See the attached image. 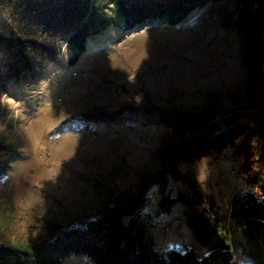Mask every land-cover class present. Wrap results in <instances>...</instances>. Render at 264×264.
I'll use <instances>...</instances> for the list:
<instances>
[{
	"label": "rangeland",
	"instance_id": "obj_1",
	"mask_svg": "<svg viewBox=\"0 0 264 264\" xmlns=\"http://www.w3.org/2000/svg\"><path fill=\"white\" fill-rule=\"evenodd\" d=\"M239 1L197 8L177 24L157 19L135 30L114 25L89 39L76 65H68L70 54L63 43L56 61L9 82L0 142L18 156L0 178V244L31 245L47 235L51 223L67 228L95 219L117 196L135 190L143 172L154 169L153 153L163 128L87 125L77 115L112 113L145 99L164 108L195 109L213 93L228 107L230 91L246 90L250 74L241 41L235 30L224 27L219 12L227 7L236 13ZM8 24V18H0L3 29ZM252 125L264 130L261 120ZM228 156L230 150L213 152L195 165H180L205 204L213 202L224 219L233 198L249 187L238 175V162ZM155 209L153 199L146 210ZM155 221L158 225L148 233L154 250L187 245L199 259L208 254L194 240L181 205ZM63 264L89 263L79 256Z\"/></svg>",
	"mask_w": 264,
	"mask_h": 264
},
{
	"label": "trees",
	"instance_id": "obj_2",
	"mask_svg": "<svg viewBox=\"0 0 264 264\" xmlns=\"http://www.w3.org/2000/svg\"><path fill=\"white\" fill-rule=\"evenodd\" d=\"M225 1L0 0V18L9 21L6 30L0 25V115L9 82L26 73L35 75L54 62L63 43L70 54L68 65L73 66L87 52L89 39L114 25L135 30L157 19L177 24L197 8ZM237 10L231 13L226 7L219 12L224 27L235 30L241 41L242 61L250 74L246 90L230 91L228 107L213 93L195 109L164 108L145 99L112 113L77 115L87 125L163 128L153 153L154 169L143 172L135 190L117 196L95 219L67 228L51 223L47 235L31 245L1 243L0 264H63L79 256L89 264H264V130L252 125L254 120L264 122V0L239 1ZM227 150L249 187L233 198L224 219L213 202L205 204L180 165H195L213 152ZM17 156L9 144L0 142V178ZM153 199L156 209L148 215L146 207ZM178 205L194 240L208 250L201 259L187 245L183 250H154L148 238L146 219L155 226L154 218L172 213Z\"/></svg>",
	"mask_w": 264,
	"mask_h": 264
},
{
	"label": "built area",
	"instance_id": "obj_3",
	"mask_svg": "<svg viewBox=\"0 0 264 264\" xmlns=\"http://www.w3.org/2000/svg\"><path fill=\"white\" fill-rule=\"evenodd\" d=\"M56 59H57V58H56ZM55 61H56V60H55ZM61 100H62L61 98L58 99L59 102H60ZM255 145H257V143H255ZM152 213H153V211H148V212H147V214H152ZM129 222H130V221H129ZM153 223H154L155 226L158 225V223H156V221L153 222ZM162 224H163V222H162ZM166 229H167V231L170 230L169 227H167Z\"/></svg>",
	"mask_w": 264,
	"mask_h": 264
},
{
	"label": "crops",
	"instance_id": "obj_4",
	"mask_svg": "<svg viewBox=\"0 0 264 264\" xmlns=\"http://www.w3.org/2000/svg\"><path fill=\"white\" fill-rule=\"evenodd\" d=\"M154 219H156V218H154ZM146 221H147V226H148L147 228H148V233H149V231L152 230L153 227H152V225H151L150 218H147ZM154 230H155V229H154ZM152 231H153V230H152Z\"/></svg>",
	"mask_w": 264,
	"mask_h": 264
}]
</instances>
